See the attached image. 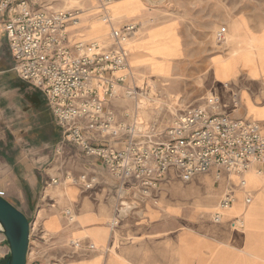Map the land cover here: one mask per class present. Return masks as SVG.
<instances>
[{
  "label": "crops",
  "instance_id": "1",
  "mask_svg": "<svg viewBox=\"0 0 264 264\" xmlns=\"http://www.w3.org/2000/svg\"><path fill=\"white\" fill-rule=\"evenodd\" d=\"M179 8L184 19L154 26L161 27L168 38L172 36L177 46L178 54L170 59L190 63L197 56L190 46L200 44L203 14H214L219 8L226 15L221 22L226 25L228 40L220 53L210 56L211 90L229 104L227 83L240 96L234 114L264 121V0H244L242 5L233 0H184ZM2 21L0 15V195L29 221L40 223L44 231L39 242L29 243L26 264H49L46 250L51 237L60 242L78 241L76 254L63 259L62 264H264V172L255 169L244 172V189L235 191L236 201L223 212L218 225L205 220L216 207L202 205L194 208L193 214H181L174 205L172 212L170 206L165 209L147 201L142 216L117 229L112 252V227L117 225L109 227L107 223L113 212L107 191L118 183L111 181L96 158L84 155L77 146L60 144L61 131L45 96L21 80L13 68ZM190 66L170 65V75L187 76ZM199 66L195 70L202 72V63ZM206 174L213 180L212 174ZM92 176L95 182L87 189L83 182ZM165 179L159 194L165 191ZM244 191L253 192V200L246 206ZM42 199L50 206L40 208ZM65 207L74 211L72 224L64 218ZM238 216L245 226L241 231L228 226L229 220ZM187 221L192 225L186 226ZM159 234L162 237L155 240ZM7 255L8 246L0 235V262Z\"/></svg>",
  "mask_w": 264,
  "mask_h": 264
},
{
  "label": "built area",
  "instance_id": "2",
  "mask_svg": "<svg viewBox=\"0 0 264 264\" xmlns=\"http://www.w3.org/2000/svg\"><path fill=\"white\" fill-rule=\"evenodd\" d=\"M79 14L77 8L54 9L45 0H0L13 68L45 96L61 131L60 144L79 147L96 158L119 187L131 183L146 197L154 196L168 176L188 181L211 173L214 183L224 186L211 216L214 223L221 222L236 200L235 191L244 189V172H264L261 122L233 115L240 103L237 90L230 91L229 104L211 92L202 105L179 111L169 124L162 109L149 114L154 109L141 103L153 101L149 86L144 81L137 85L138 75L127 64L126 43L139 35L141 22L116 21L105 12L110 23L107 38L83 40L76 37L77 28L72 29ZM215 35L223 41L225 29ZM153 89L156 97L165 98L163 88ZM128 101L132 111L120 104ZM94 182L92 176L84 187L90 189ZM252 200L253 192L244 191V206ZM65 214L74 222L68 210ZM231 221L243 226L240 216ZM72 245L77 247L76 242Z\"/></svg>",
  "mask_w": 264,
  "mask_h": 264
},
{
  "label": "rangeland",
  "instance_id": "3",
  "mask_svg": "<svg viewBox=\"0 0 264 264\" xmlns=\"http://www.w3.org/2000/svg\"><path fill=\"white\" fill-rule=\"evenodd\" d=\"M45 1L48 6L54 9L67 10L79 7L83 8L85 10V16L79 22V24H81L79 32L87 37L104 36L103 39L107 38L110 23L106 20L104 10L99 8L102 4L101 0H76L74 4H71L70 1L67 0ZM205 1L209 2L211 0H203V3ZM216 1L220 3L223 0ZM233 1L236 5H242V1L244 0ZM245 1L248 2L250 0ZM183 2L184 0H111L109 4L105 6L108 10V15L111 18L116 19V21L131 19L141 22L143 29L139 35L130 39L128 45L130 66L138 75L136 79L137 85L141 86L144 81L150 89L149 97L151 99L153 98L152 103H150L151 101H149V99H142L141 103L149 105L151 109H154V111L150 110L149 114L158 113L159 110L162 109L168 124L172 121L173 116L178 114L179 111L184 110L187 107L202 105L204 98L213 92V90H211L213 83L210 77L209 59L210 56L220 53L222 51L221 45L228 40L226 25L221 22V17L226 15L221 14L218 8L214 14H203L202 35L199 38L200 44L198 47L190 46L191 50H197V56L192 58L190 63H184L185 60L182 62L181 60L173 61L170 59V57L178 54L177 46L173 44L172 36L168 38V34L162 31L161 27L155 28L154 26L169 20L178 21L180 18L184 19L186 16L184 13H180L179 8ZM189 15L190 19L194 17V14H187L188 17ZM211 22L214 25H211ZM222 28L225 29V39L219 41L217 40L215 33ZM193 53L194 52H192V54ZM182 63L183 65H191L187 76H180V74L170 75L169 66L174 64L182 65ZM201 63L203 71L200 72V70H195L200 67L199 65ZM196 74H198V76H196ZM160 83H162V86ZM154 87L163 88L165 98L156 97L154 95ZM227 88H229V91L236 90L231 89L229 85ZM120 104L124 105L123 107L126 111H132L131 102H121ZM233 115L238 116L237 114ZM144 116L147 117L148 115L145 114ZM260 122L264 130V121ZM210 176L209 174L197 175L188 181H183L176 176H168V179H165V182H168L164 187L165 191L161 194L157 191V194L151 197H146L138 193L137 190L133 189L131 183L122 185L121 188L118 186L111 189V191H107L108 197H110L113 202V212L112 215L108 217L107 223L109 227L112 223L114 226L117 225L112 227L115 229V238L111 251H114L117 244V229L121 225H128L134 222L136 216H142L144 214V211L142 210L143 205L147 201V204L164 206L165 209L166 206H170L169 208L172 212L174 211L173 209H175L172 207L174 205L177 208L176 213L181 214H193L194 208L203 207L202 205L216 207V203L219 201V198L223 193L224 186L222 182L213 183L214 178L212 180V177ZM110 179L112 182H116V179L113 177H110ZM46 201L47 200L43 199L40 200V208L50 206ZM66 210L70 212V215L75 221L74 211L70 207H65L63 209V215L66 222L72 224L73 222L67 220L65 214ZM211 216L209 214L205 215V220H208L207 222H210L211 224L218 225V223H214L212 220L210 221V219H212ZM185 224L186 226L192 225L189 221ZM228 226L230 229L236 231L245 229V226L238 227L236 224H232L231 220H229ZM43 234L44 231L42 230L40 223L30 221V243L33 244L39 242ZM161 237L162 236L159 234L156 235L154 239L158 240ZM48 241L50 246L46 252L48 254L49 264H62L63 259L73 256V254H76V249H78V246L75 249L72 245V242H76L78 245V241L74 239L60 242L59 240L57 241V238L55 239V237H51Z\"/></svg>",
  "mask_w": 264,
  "mask_h": 264
},
{
  "label": "water",
  "instance_id": "4",
  "mask_svg": "<svg viewBox=\"0 0 264 264\" xmlns=\"http://www.w3.org/2000/svg\"><path fill=\"white\" fill-rule=\"evenodd\" d=\"M0 235L8 246V255L0 264H26L30 243V221L0 195Z\"/></svg>",
  "mask_w": 264,
  "mask_h": 264
},
{
  "label": "bare ground",
  "instance_id": "5",
  "mask_svg": "<svg viewBox=\"0 0 264 264\" xmlns=\"http://www.w3.org/2000/svg\"><path fill=\"white\" fill-rule=\"evenodd\" d=\"M67 1H70V3L71 4H74L75 2H76V0L74 1V0H67ZM107 4H109V3H107ZM106 4V5H107ZM105 5V6H106ZM105 6H103L102 4H101V6H99V8H101V9H103L104 10V12H106L107 13V15H108V10L106 9V7ZM77 9H79L80 10V14H79V21L77 22V24H75L74 25V28H79V27H81V24H79V22L82 20V18L85 16V10L83 9V8H81V7H79V8H77ZM95 10V9H94ZM92 12H94V11H92ZM109 31V30H108ZM77 38H79V39H83V40H101V39H103L104 38V36H102V34H101V36L102 37H87V36H84V35H82L81 33H79V32H77ZM104 35V34H103ZM108 35V34H107ZM106 36V35H105ZM129 42H130V40L126 43V48H127V50H128V58H127V64L130 66V62H129V47H128V45H129ZM131 67V66H130ZM246 172V171H245ZM120 193H123V192H120ZM236 201V200H235ZM235 201H234V203H235ZM233 203V204H234ZM232 204V205H233ZM232 205H230L229 207H231ZM228 207V208H229ZM227 208V209H228ZM215 210V209H214ZM214 212V211H213Z\"/></svg>",
  "mask_w": 264,
  "mask_h": 264
}]
</instances>
